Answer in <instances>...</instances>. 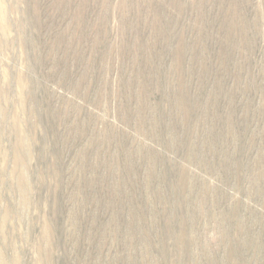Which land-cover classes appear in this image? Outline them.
Masks as SVG:
<instances>
[{"label": "rangeland", "instance_id": "obj_1", "mask_svg": "<svg viewBox=\"0 0 264 264\" xmlns=\"http://www.w3.org/2000/svg\"><path fill=\"white\" fill-rule=\"evenodd\" d=\"M0 264H264V0H0Z\"/></svg>", "mask_w": 264, "mask_h": 264}]
</instances>
